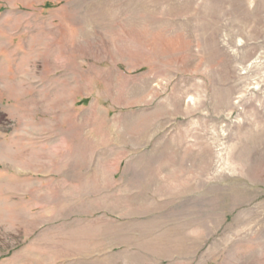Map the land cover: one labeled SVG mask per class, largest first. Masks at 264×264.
Instances as JSON below:
<instances>
[{
  "label": "rangeland",
  "instance_id": "374dc122",
  "mask_svg": "<svg viewBox=\"0 0 264 264\" xmlns=\"http://www.w3.org/2000/svg\"><path fill=\"white\" fill-rule=\"evenodd\" d=\"M0 264H264V0H0Z\"/></svg>",
  "mask_w": 264,
  "mask_h": 264
}]
</instances>
